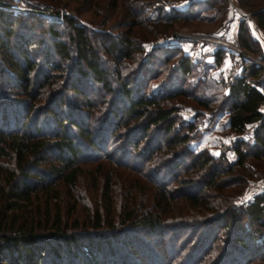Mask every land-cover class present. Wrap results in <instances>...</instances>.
<instances>
[{
	"label": "trees",
	"instance_id": "obj_1",
	"mask_svg": "<svg viewBox=\"0 0 264 264\" xmlns=\"http://www.w3.org/2000/svg\"><path fill=\"white\" fill-rule=\"evenodd\" d=\"M118 1V5L117 0L110 2V9L118 6L119 15L118 20L109 23V28L119 27L123 29L121 33L92 29L65 15L63 20L68 33L67 40H62L58 38L55 23L47 19L50 43L42 45L39 63L30 47L38 35L33 29L39 28L41 23L31 22L28 17L39 20L46 17L27 14L20 18L19 14L0 6V49L15 76L12 85L18 86L22 94L12 102H0V264H100L105 257L101 254L102 249L113 253L117 240L126 237L127 241L131 233L192 227L208 229L211 226H230L231 246L245 257L251 252L255 256L259 246L264 252V232L256 238L257 247L252 246L254 239L250 234L252 226L256 231L264 229V193L247 202L242 201L247 177L253 174L245 164L246 160L264 159V110L261 109L264 67L240 55H231L235 58L233 68L237 71L229 81L209 76L205 65L202 76L197 75L198 83H205L199 92H195V87L189 89L177 85L179 78L174 79L176 73L185 77L191 72L193 55V52H183V39L172 37L174 25L177 21L210 24L217 20L220 25L228 9L226 0H186L187 5L182 9L168 0ZM239 2L248 7L257 26L264 30V0ZM106 21L100 20L98 25L103 27ZM42 31L44 28L40 27L39 33ZM96 34L103 36L98 44L94 41ZM158 35L166 39L165 42L144 49V44L149 42L147 39H155ZM103 39H108L107 43ZM235 42L264 61L253 29L244 19L237 21ZM101 50L109 53L117 66L115 87L111 86L108 70L101 63ZM70 51L73 60L69 75L61 79L60 85L57 82L58 90L47 92L44 102L37 104L36 100L40 98L37 92H46L48 86H53L52 78L60 77L58 71L64 60L71 59ZM205 52L214 56L215 63L226 56L219 48ZM160 53L162 57L158 58ZM175 53L180 56L169 68L173 77L169 88L159 93L141 92L145 84L139 81L140 76L144 79L146 75L158 74L157 70L146 66L147 62L156 59L162 64L167 63ZM125 60L139 65L140 73L134 78V84L127 74H121L120 66L128 69ZM0 72L7 74L8 79L4 68H0ZM260 73L262 79L257 78ZM87 79L98 83L108 93H114L102 123L104 132L97 138L89 129V113L79 110L83 105L92 104L85 88ZM206 79H209L208 84ZM66 92L83 96L85 103L80 105ZM185 105L193 111L188 118L179 115ZM3 113L5 117L2 118ZM43 114L47 116L46 123L40 120ZM223 116L225 119L219 124L221 130L242 133L247 125L254 124L252 141L247 148H242L244 141L239 139L227 149L234 153L231 161L226 159L224 148L214 155L209 148L199 147L200 144L195 142L200 139L199 123L211 125ZM119 127L128 128L125 137L134 149L143 141L136 153L142 157L141 168L125 164L126 156L118 160L109 155L106 157L116 166L129 169L127 171L135 172L151 183L142 186L147 190L151 188L150 206L123 205L116 212L119 223H113L111 179L115 178L117 168L110 165L102 174V202L85 221L72 218L69 222V218H64L59 211L52 213L39 206L28 209L27 203L31 204L40 191L47 192L52 181L75 187L84 172L78 160L85 150L103 151L108 138ZM50 155L57 164H48L47 156ZM147 162L153 168L151 178L141 172ZM44 163L46 168L41 167ZM98 165L99 170L105 167L101 162ZM181 167L183 172L193 171L194 174L179 178L180 184L170 188L169 184L177 179ZM128 174L124 177L126 181H140L138 176ZM168 175L173 177L166 180ZM128 189H132L130 184ZM211 189L216 190L213 197H210ZM178 200L180 202H176ZM167 204L172 207L167 209ZM193 208L201 212L196 217L192 216ZM179 218L184 221H177ZM250 261L246 257V263ZM236 262L233 264H238Z\"/></svg>",
	"mask_w": 264,
	"mask_h": 264
},
{
	"label": "rangeland",
	"instance_id": "obj_2",
	"mask_svg": "<svg viewBox=\"0 0 264 264\" xmlns=\"http://www.w3.org/2000/svg\"><path fill=\"white\" fill-rule=\"evenodd\" d=\"M110 2L111 0H0V5H2L1 3H3L4 8L12 10L16 14H19L20 18H23L27 14L46 17V19L42 20H39L38 17L34 16L30 18L28 17L29 21L36 24L41 23L40 27L44 28V31H42L41 33H39L40 27H35L33 29L35 30V32H37L36 34L38 35L37 38L34 39V43L30 47V52L33 53L34 57H36L37 63H39L42 58L41 55H39L43 50L42 45L44 43H50V34H48V31L46 30L47 19L48 21L52 20L53 23H55L54 26L58 31V38L62 40H67L68 33V26L63 20L65 15L72 16L76 22L87 24L92 29H104L112 33H121L123 29L119 27L109 28V23L114 20H118L117 18L119 15L118 6H116L117 8L110 9ZM168 3L174 5L178 9H182L187 5L186 0H168ZM226 3L228 6L227 13H225V16L222 19L220 25H217L219 23V20L210 24H197V21H192L191 23L177 21L174 25L173 30L171 31L172 37H176V34H210L224 31V33H226L228 37L235 41L237 21L241 19H236L232 15V4H234L243 14L249 15L251 18L252 16L248 11V7H243V4L241 5L239 0H226ZM118 4L120 3L117 0V5ZM39 7L50 8L53 11V15L38 14L32 11L33 8ZM100 20H107V23L103 25V27H100L98 25V22ZM16 27L17 25H15V28ZM102 37L103 36L101 34L94 35L95 43L98 44L99 41H102ZM181 39L185 41L183 52H193L186 49L187 39L182 37ZM107 40L105 39L104 41H106L107 43ZM165 40L166 39H163L160 35H158L155 39H147V41L149 42H146L144 44V49H149L150 46L154 43L161 44L165 42ZM71 51V59L66 61L64 60L61 65V71H58L60 72V77L52 78L53 86H48V88L50 89L47 88L46 92L39 93L36 91L38 93V96H40V98L36 100L37 104L44 102V100L47 98L45 97V95H47V92L58 90L60 88L59 85L62 82L61 79L69 75V65L73 60V52ZM205 51L193 52V55L191 56L192 70L185 77H181L176 73V77L174 79L178 80L179 78V82L176 80L177 85L189 89L191 87H195V92H199L200 90H202L205 83H198L197 75H201L204 65L206 66V71L208 72L209 76L217 79L222 77L226 81H229L231 79L232 75L237 71L233 68L235 58L233 56H223L222 60H220L219 63H215L214 56L212 54H207ZM195 53L196 55H194ZM179 56L180 54L175 53L171 56V59L167 63L163 64L156 59H150L147 62L146 66L150 70H157L158 74L152 75V77L146 75L144 79H142V77L140 76L139 81L145 84V86L140 89L141 92H144L145 94H151L153 92L159 93L169 88L168 86H170L173 79V77L171 76L172 71H170L169 68L173 66V64H176ZM101 57L102 65L108 70V76L111 80L110 84L111 86L115 87L116 83L114 77L115 69L117 68V66L114 64L110 54L106 51L101 50ZM161 57L162 53L158 54V58ZM7 60L8 59L3 54V51L0 49V68H4L5 72H8L9 75L7 79V74L0 72V102L2 103L12 102L13 100H17L22 96L19 87L16 85H12L15 83V76H13V73L11 71L12 69H10ZM125 63L129 64L127 66L128 69H126V67L123 68L122 66H120L119 68L121 70V74H127L129 79H131V84H134V78L140 73L139 65H137L132 60H125ZM55 74L53 76H57ZM260 74L261 75L257 78L262 79V73ZM86 81L87 83L85 84V88H87V97L90 98L91 101H89L93 105H83V107H79V110H82L87 114L89 113V129L92 132V135L96 136L95 138H97L99 137L98 135L101 136L102 131L104 132L102 123L104 124L105 122L104 117L108 111V102L113 100L114 93H108V91L101 89L100 85L96 82H93L92 80L87 79ZM206 81L208 84L209 79H206ZM57 82H59V85H57ZM66 95L70 98L72 97V99L74 100H77L80 105L85 103L84 97L79 94L72 95L71 93L66 92ZM261 109L264 110V103L261 106ZM179 115H181L183 118H188L189 116L193 115V111L190 106L185 105L179 111ZM1 117H5V113H3ZM20 119L18 120V122H20ZM224 119L225 116L219 118L217 122L212 123L211 125H207L206 123L198 124L201 133L199 136V141L197 140L195 142H198L200 144L199 147L206 146L207 148H209L212 154L218 155L221 150H223V148L225 153L228 152L229 150L227 149H230L233 143L241 139L244 141L242 148H247V146L252 141L251 133L254 124L247 125L242 133H235L220 129L219 124L220 122H223ZM40 120L46 123L48 121L46 114L40 115ZM127 127H119L114 135L108 138V143L106 144L107 146L105 145L104 149L105 151L88 149L85 150L84 154L78 160V165L82 167L84 172L79 177L75 187L69 188L68 186L61 184L60 181H52V183L50 184L51 187L47 192L44 193L40 191L37 194L38 197L34 199L31 204L27 203L28 209L39 206L41 209L48 208L52 213H54L55 211H59V213L64 216V218H69V222L72 220V218H78L79 221H81L82 219H87L88 215L92 214L97 205L102 202L100 198L102 194L101 189L103 183L102 174L109 169L108 166H116L113 162L109 161L106 155L112 156L114 160H118L119 158L121 159L122 156H126V158H124L126 161L125 164H127L128 166L132 164L137 168H141L142 157L136 156V153L138 148H141V146H143V141L139 143L137 149H134L133 146L127 142V136L125 137V133L128 130ZM47 158L48 164H57V160H55L53 155L47 156ZM99 162H101V164L105 166L103 169L100 168L99 170ZM245 164L250 167V171L253 174L247 177V183L245 184V189L243 191L244 193L242 195L243 202L252 200L257 194L264 193V159L258 160L254 158H248ZM41 167L46 168L47 166H45L44 163ZM116 168V176L115 178L112 177L111 179L112 199L110 210L111 214L114 216V224H118L120 221V219H118L119 217H117L116 215V212L123 205H128L129 207L132 206L133 208H143L144 205L150 206L152 203V194L150 193L151 188L150 190L144 188L145 184H147L148 186H150L149 184H151L146 178L138 175L135 172H133V174L130 171H127L129 169H125L124 167L122 168L116 166ZM152 169L153 168L150 163L147 162L145 167L141 169V172L147 174L146 176L151 178L153 177L151 176V174H154ZM183 170L184 169L182 167L181 169H179L177 179L169 184L170 188H174L175 186H178L180 184L178 181L179 178L182 179L190 176L191 174H194L193 171L183 172ZM128 173H130V175L133 177L138 176L140 181L138 183L133 179L129 180V182L126 181L124 177L126 175H129ZM172 177L173 176L168 175L166 177V180H170ZM129 184L132 188L130 190L128 189ZM135 188L136 190L134 191ZM227 190L228 189H226V191ZM210 191H208L211 193L210 197L215 196L216 190L211 189ZM207 200L208 204H210V201H212L210 198ZM176 202H180V200ZM171 207V205H166L167 209ZM24 208L26 207L24 206ZM21 209H23V206ZM191 211L193 212V217H196L201 213L195 210V208H193ZM177 221L183 222L184 220H181L179 218V220ZM252 230L253 231H250V234L253 235L254 243L252 242L251 244L252 246L254 245L253 247H257V245L255 244L256 238L259 234H261V232H264V229L261 228V230L256 231L255 226H252ZM230 231V226L223 228L211 226L208 229L207 227H200L196 229L192 227L181 230L172 229L171 231L167 229H165L164 231H138V233H131L130 235H128V242L126 241V237H122L117 240L115 246L113 247V253H108L107 251L102 249L101 254L105 255V257L102 258L100 264H233V261H238L236 262L238 264H247L246 257L251 259L249 264H264V259H262L264 258L263 248L259 246V249H256L258 250V253L255 256L252 252L248 253L249 251H246L248 253V256L245 257V254L243 255V253H239L236 248L231 246L232 243L230 240ZM202 254L204 255L198 261V257Z\"/></svg>",
	"mask_w": 264,
	"mask_h": 264
},
{
	"label": "built area",
	"instance_id": "obj_3",
	"mask_svg": "<svg viewBox=\"0 0 264 264\" xmlns=\"http://www.w3.org/2000/svg\"><path fill=\"white\" fill-rule=\"evenodd\" d=\"M4 6L3 3H1ZM38 14L44 15H53V11L50 8H33L32 10ZM232 15L236 19H245L251 25L253 32L258 40L262 54L264 56V30L260 29L256 22L246 14H243L234 4H232ZM178 38H186L187 39V47L186 49L193 52H201L205 50H210L213 48H219L223 50L226 57H230L231 55H240L246 60H252L257 64L264 67V61L259 58L254 57L249 53L245 48L238 45L234 40L227 36L224 31L219 33H210V34H190V35H175ZM225 157L228 161H231L234 158L233 152H226Z\"/></svg>",
	"mask_w": 264,
	"mask_h": 264
}]
</instances>
